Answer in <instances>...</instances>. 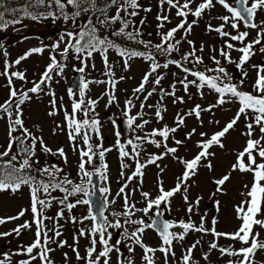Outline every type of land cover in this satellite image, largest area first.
Wrapping results in <instances>:
<instances>
[{
	"label": "snow or ice",
	"instance_id": "obj_1",
	"mask_svg": "<svg viewBox=\"0 0 264 264\" xmlns=\"http://www.w3.org/2000/svg\"><path fill=\"white\" fill-rule=\"evenodd\" d=\"M216 5L225 9L227 14L216 18L221 21L218 26L214 27L209 23L206 26L207 31L215 32L219 37L227 39L220 49H211L213 54L210 55V60L214 67L205 66L203 71L196 70L197 65L204 64L203 57L197 55V51L201 53L204 51V45L201 44L197 49L194 42L187 39V36L191 34L193 25L204 17L206 11L214 9ZM158 8L161 10L156 16L158 29H164L166 24L171 23L167 13L173 10L176 17L180 19L175 27L163 32L158 31L160 42L152 44L151 41L139 39L142 33L133 19L139 15L141 9L139 0H27L21 8H6L3 0H0V9H3L0 10V31H6L9 27H12L13 31H18L16 25L27 27L23 25L24 19H30L36 23L51 21L53 24L59 21L64 26L58 39L53 43L30 48L14 61L7 60L9 55L7 50H3L2 53L5 59L0 76L6 79L8 98L0 103V120L7 122V143L0 145L2 149L0 150V192L15 195L26 186L29 190L30 204L29 208L21 209L16 215L0 217V225L19 220L29 210L31 221H25L8 232H0V238L13 234L18 237L24 230L34 229V239L28 245H21L14 253L0 254V264H12L13 255L27 257L17 261V264H33L37 260L39 264H55L51 253L56 251V248L65 246L71 248L80 264H113V253L115 264H136L137 247L142 250V264H157V252L161 253L163 264H170V261L174 264H200L194 259L193 253L198 246L203 247L202 240L206 235L212 237L207 242L208 250L202 252L201 256L206 264L213 252H217L221 259L228 257L226 264H257V253L264 251V239L260 238L261 232L256 231L257 227L264 230V218H261L264 217V64L251 65L255 72L251 91H244L242 87L249 76L246 65L257 51L264 54V20L256 22L258 13H264V0H233L232 3H229V0H200L199 3L197 0H159ZM111 9H114L112 15L109 14ZM143 10L150 12L151 8ZM189 16L193 17L191 22L188 20ZM144 22L141 19L140 25ZM242 26L248 30H256L255 36L249 39L250 31H241ZM226 28L234 30L235 34L227 31ZM181 31L183 32L181 39H176V35ZM110 36L143 45L145 50L121 47ZM182 41L186 42L191 50L182 54L180 59L168 58L174 52H179ZM233 42H238L240 46L237 47ZM257 46H259L258 49ZM3 48V44L0 43V49ZM153 48L155 53L152 51ZM46 50L49 52V62L38 81H32V86L26 90L16 88L14 81L28 83L27 76L24 71L11 69L19 66L33 54L43 55ZM109 50H114L123 58L122 71L129 70L130 61L133 58H142L149 62L148 71L145 72L139 86L133 89V97L136 100H141V96L146 92L140 102L139 111L135 115L131 114L132 109L136 107L132 98L125 100L122 109L129 132H143L145 125L150 123L149 120L144 119L146 113L143 110L146 106L154 109L153 115L158 123L164 119L163 112L166 108L162 103L146 105L147 100L156 92L155 86L161 85V81L165 78L164 74L159 72L160 69L167 70L174 65L180 73H183L170 85L171 91L161 88L160 101H163L164 96H170L173 97L174 104L185 102L184 97L176 95L177 83L183 87L186 94H189V98H191L190 87H195L201 97L204 89L218 94L216 103L207 108L197 104L185 114L178 112L174 127L164 125L161 128H153L144 135L130 136L126 141L121 139L123 132L117 124V119L109 117L116 136L115 147L120 158V176L126 180L116 192L115 197L111 199H109L111 189L108 184V165L105 163V155L112 149L103 146L101 131L103 124L96 112V106L103 96H107L106 108L116 102L114 89L118 81L113 79L115 73L112 65L109 64ZM233 51L240 54L235 60L231 55ZM217 52L219 58L215 54ZM94 54L101 56L104 64L103 74L109 79L86 80L81 76L76 82L78 98L72 100L71 112L65 110L64 123L57 124L56 128L52 129L54 135L57 129L66 132L72 151L78 156L76 177L70 178L63 168L55 164L36 167L40 163L36 159L37 146L45 155L62 158L65 164L68 163V158L63 147L53 151L47 146L42 136L34 134L25 126L22 106L32 99L30 94L45 93L52 97L51 110L47 115L56 116L58 108L62 105H57L55 93L51 91L53 75H63L70 56L80 64L79 67L73 65V70L81 74L85 73L89 67L88 61L94 57ZM157 54L165 57L163 63L159 62ZM189 64L193 67H188ZM225 64L234 65L239 70L238 83L233 82L232 73ZM91 66L95 68L94 64ZM177 75L178 73H173V76ZM189 76L193 79L189 80ZM150 78L153 79L150 80ZM119 79L123 80L125 77L121 76ZM93 83H107L113 91H105L97 99H86L89 85ZM149 83L154 85L150 91L145 87ZM46 88L47 92H45ZM68 95L76 97L77 93L73 88H69ZM226 103L238 104L235 115L210 136L206 132H199L201 139L195 142L194 147L197 152L191 159L176 155L178 147H169L170 138L175 145L180 146L185 143V140H191L197 134L196 129L193 128L186 134L184 140L174 138L173 134L185 125L186 117L194 116L202 125V112H212L217 106H223ZM81 115L83 118H79ZM242 117L246 129L241 133L246 138L244 146L236 153L235 161L231 164L229 171L213 181L215 190L210 194V199L214 201L216 212L220 211V201L215 197L227 194L224 186L231 179V173L248 174L251 176V183L244 185L245 191L241 192L243 199L234 206L236 219L240 222L239 226L233 232H223L218 231V219L215 216L210 226H206V214L200 216L198 224L192 220L203 197L197 196L194 200H189V190L192 187L190 181L194 183V178L201 167L207 168L209 172L214 170L211 158L215 157L216 153L211 149L225 148L223 139L235 129ZM138 120L139 123H137ZM209 123L219 124V121H209ZM36 127L38 131L42 130L38 125ZM93 136L97 141L95 144L92 142ZM145 144L157 149L162 147L164 151L159 154L151 153L145 161L141 162L140 157ZM97 155L101 166L90 169L88 166L94 163ZM168 156L181 164L183 169L177 177L175 186L165 189L163 180L160 179L164 168L157 162ZM128 161L134 162V170L131 175L125 177L124 170L132 167ZM148 165L159 168L157 193L153 197L150 192L141 190L140 202L144 206L137 207L136 202L131 199L137 188H132L130 191L126 189L129 187V182L134 180H138L137 187L142 188L144 169ZM94 176L99 177L101 181L99 185L94 183ZM54 192L63 195L58 198L53 195ZM97 193L99 198L93 200ZM178 194L187 205L185 213L188 219L164 220L165 212L171 213L172 200ZM116 198L122 200L121 210H113L106 215L109 206L116 203ZM53 203L58 205V211L55 216H48L46 213L52 208ZM78 205L87 206L88 214L79 219L72 215L65 216L66 211L70 214ZM94 207L95 212H93ZM138 213L139 216H137ZM63 219H69L73 224L90 222L77 230L78 235H74L73 245H68L67 241L59 239L62 236L60 229L63 227L59 221ZM47 221L52 222L51 227L48 226ZM148 230L157 233L161 241L159 247L153 248L144 243V235ZM190 233H199L200 238L182 251L181 256L177 258L175 243L183 242ZM80 237L88 239V246L83 255L76 246ZM221 239L238 242L241 247L236 248L234 244L223 246L219 243ZM52 245H56V248ZM63 255L67 261L68 254Z\"/></svg>",
	"mask_w": 264,
	"mask_h": 264
},
{
	"label": "rangeland",
	"instance_id": "obj_2",
	"mask_svg": "<svg viewBox=\"0 0 264 264\" xmlns=\"http://www.w3.org/2000/svg\"><path fill=\"white\" fill-rule=\"evenodd\" d=\"M200 0H197L199 3ZM159 0H139V4L141 5V9L139 10V15L134 17V21L137 27L140 28L142 35L139 37L145 41H151L152 44H156L160 42V36L157 35L158 31H166L172 27H175L179 22L178 17L175 15V11L173 10L171 13H167L170 16L171 23L166 24L164 29H158L156 20V16L160 14V9L158 10ZM165 9L167 6H164ZM144 8H151L150 12H145ZM216 5V7L212 10H207L204 17L201 18L197 24L193 25V30L190 35L187 36V39L192 40L195 44V47L199 49L200 45H204V51L201 53L197 51V55L203 57L205 64L203 66L211 67L213 64L210 60V55L213 53L211 49H220L221 42L218 41V34L215 32L207 31V25L211 23L214 27L218 26L221 21L216 19L221 15L227 14ZM110 15L114 14V10L109 13ZM143 19L145 22L143 25H140V20ZM193 17L189 16L188 20L191 22ZM23 25H27V27H23L22 25H16L15 27L19 29L18 31H13L12 27H9L6 31H0V43L3 44L4 48L0 49V71L3 70L4 64V56L3 50H7L9 53L7 60L14 61L20 55H23L27 50L33 47H41L42 45H50L55 40L58 39L59 33L62 31H52L53 29H47L44 25L41 24H33V22H24ZM115 27V26H114ZM227 31H232L235 34L234 30L226 28ZM151 34V35H149ZM183 32L181 31L176 35V39H181ZM255 36V33L250 32L249 39H252ZM27 37V39H25ZM63 47V45H62ZM190 46L183 42L180 45L179 52H174L173 55L181 58L182 54L189 52ZM155 53V49H152ZM218 56V52L215 53ZM109 55V64L112 65L115 76L113 79L117 80L118 83L115 86L114 92L116 96V102L111 106L106 108L105 104L107 103V96H103V99L99 100V103L96 106V112L99 114L98 118L102 121V136H103V146L105 148H111L112 151L108 153L105 157V163L108 165V176H109V187L111 189V195L109 199L115 197L116 192H118L119 188L115 187L116 183L122 182V177L120 176L121 168H120V158L118 154V150L115 147L116 136L114 134L113 126L109 120V117H113L117 119V124L119 126V122L122 120H126V118L122 114V109L124 108V102L126 99L132 98L133 103L136 105L132 109L131 114L135 115L139 111V105L141 100L143 99V95H146V92L141 96V100H136L133 97V89L139 86L140 81L142 80L146 71L149 68V62L144 61L142 58H133L130 61L131 67L127 71H122L121 65L123 62V58L119 57L118 54L114 52L108 53ZM263 57V55H262ZM60 59L59 56H57ZM165 59V57H163ZM219 58V56H218ZM163 59V60H164ZM159 62L161 60L158 58ZM49 62V52L46 50L43 55L33 54L27 60L22 61L19 66L11 70H20L24 71L28 83H23L19 80H15V87L21 90H26L32 86V81H38L41 73L44 71L46 65ZM89 67L86 69L85 73L81 74L86 80H108V77L104 76V64L101 62L99 56L94 54V57L88 61ZM223 63V61H222ZM94 64L95 68L91 65ZM67 67L64 69V73L62 76L53 75V81L51 82V91L55 93V98L57 100V105L62 107L58 108V114L54 117H50L47 113L51 110L50 100L52 97L45 93H41L39 95L30 94L32 99L27 101L23 106V119L25 121V126L28 127L34 134L38 136H42L45 143L49 148L53 151L56 149L63 147L68 158V163L65 164L62 158L58 156L45 155L40 151L39 146H37V156L36 159L40 161V165H57L64 169V172L69 175L70 178L76 177V169L78 163V156L76 153L72 151L71 144L68 140L66 132H61L60 129L56 130V134L54 135L52 129L56 128L57 124L64 123L63 113L65 110L71 112V103L74 98H78V94L76 97H69L68 89L69 82L72 80L74 71L73 65L79 67L80 64L78 61L69 57L67 61ZM198 68H202L201 65H197ZM162 72V71H161ZM173 73H178L177 76H173ZM249 76L246 79V86H251L254 78L255 72L251 69L248 71ZM165 78L161 81V85L155 86L156 92L150 97L146 105H155L158 102L162 103L163 107L166 108V111L163 112L164 119L159 123L156 121L153 112V108L145 107L144 108V119L150 121L148 125H145L143 132L130 133L128 137L124 134L122 137V141H126L130 136L133 135H144L145 132H150L153 128H161L164 125H168L169 127L175 126V118L177 113L185 114L189 112L195 105L199 104L202 108H207L209 105H213L216 103L217 96H215V92L204 89L203 96L199 94L195 87L189 88V93L191 94V98H189V94H186L183 90V87L177 83L176 84V95L184 97V103H176L174 104L173 97L164 96L163 101H160L161 96V88L165 91H171L170 85L174 83L178 77L182 76L179 74L178 70L172 68V66L167 69V71L162 72ZM125 77V79L120 80L119 77ZM153 78H150L152 80ZM191 79H193L191 77ZM59 81V83H57ZM7 82L3 76H0V103L8 98V88L6 86ZM147 90H151L154 85L152 83L147 84ZM48 89H45L47 92ZM105 91H113L111 86L107 83L104 84H90L89 89L86 92V99H97L101 97ZM63 98V99H61ZM238 109L237 103H226L223 106H217L213 109L212 112H202L201 119L203 124L201 125L200 121H198L194 116H187L186 122L183 127L178 129V131L173 134L175 139L184 140L186 134L191 131L193 128L196 129L197 134L192 137L191 140H185L183 145L177 146L174 144V141L170 138L169 147H178V153L176 155L183 157L185 159H191L197 152V149L194 147V144L197 140H200L199 132H206L209 136L215 131L220 130L236 113ZM79 118H83L82 115ZM209 121H219V124L209 123ZM140 121L138 120L137 123ZM6 120H0V145H6ZM39 126L41 131L37 130L36 126ZM245 121L243 117L238 122L237 126L234 130H231L230 133L223 139V143L225 144V148L221 149L219 147H214L211 149L216 153L215 157L211 158V162L214 166V170L209 172L207 168L201 167L199 169L198 175L194 178V183H192V187L189 190V200H194L197 196H202L198 210L196 214L192 216V220L197 224L199 223L200 216L206 214V226H210L208 222L212 220L215 216L218 219V224L220 229L222 230H234L236 226H238L239 221L236 219L234 206L237 205L243 197L241 196V192L245 191L244 185L251 183V176L248 174H241L239 172L231 173V179L226 183L225 191L226 195H217L215 199L220 201V211L216 212L215 209H207L206 203L212 205L214 201L210 199V194L215 190V185L213 181L215 179H219L222 175L226 174L231 164L235 161L236 153L239 150H242L246 138L241 135L246 129L244 127ZM109 138L110 143H106L104 138ZM159 139V137H157ZM207 139V137H205ZM94 144L97 142L95 136H93ZM144 151L140 157L141 162L145 161L149 154L156 153L159 154L164 151L161 147L159 149L155 148L152 145L145 144ZM2 150V149H0ZM7 159V158H5ZM53 159V161L51 160ZM132 167L125 169V177L127 175H131L134 170V162L128 161ZM161 167L164 168V172L160 174V179L163 180L165 189H170L175 186L177 182V177L181 174L183 166L179 164L175 159L171 156L165 157L163 160L157 162ZM90 168V166H88ZM159 174V168L155 165H148L144 169L143 176V191H148L154 197L157 193V178ZM101 183V182H100ZM139 184L138 180H134L129 182V187L126 191H130L132 188H137L134 195H132V201L136 202L137 207H143L144 204L141 203V196L138 192L137 185ZM54 194V193H53ZM122 203V200L116 198V203L113 208L109 207L112 211H119V207ZM30 197L29 190L25 186L21 189V191L17 192L15 195L10 194L9 192H0V217H7L16 215L21 209L29 208ZM187 205L184 204L181 196L178 194L172 200V211L168 213L175 220L179 219H188V216L185 213ZM118 209V210H117ZM58 211V205L53 204L52 208L49 209L46 215L52 214L55 216ZM72 211H75L74 215L79 219L82 216H85L84 206H77ZM109 213L106 212V215ZM69 214L67 211L65 212V216L68 217ZM111 219V217L109 216ZM264 218V217H261ZM146 220V218H145ZM25 221H31V212L30 210L25 213L23 217L19 220L10 221L4 225H0V232H8L18 226L19 224H23ZM49 227L52 226L51 221L46 222ZM59 223L63 225L60 229L62 232V236L59 238L60 240L67 241L68 245L74 244V235H78L77 230L85 227L90 223L89 221H84L83 224H73L69 219L60 220ZM256 231L261 232V239H264V230L256 228ZM144 243H149V240L152 238L148 236V233L144 235ZM200 237L196 234L190 236V238ZM158 238V237H157ZM34 239V229L24 230L20 236H16L13 234L12 236L0 238V254L9 252L14 253L17 251L21 245H28ZM203 239H210L209 235L203 237ZM115 240V239H114ZM155 240V239H154ZM155 244V245H154ZM153 248H157L158 242H154ZM80 251V254L83 255L85 252V248L88 246L87 237H80L79 243L76 245ZM53 248H56V245H52ZM207 249V246H204V250ZM64 253L68 254L67 261L64 259ZM260 251L256 255V262L263 263L262 260H258L257 256ZM142 250L137 247L135 254L136 264H142L141 261ZM157 264H163L162 255L157 252ZM22 258L20 256H12V264H17ZM51 258L55 262V264H80L79 261L76 260L75 255L73 254L70 247L65 246L64 248H56V251L51 253ZM179 258V257H177ZM199 259V262L202 264H206L202 258ZM214 260L210 257L208 263H212ZM33 264H39V261H34ZM113 264H115V254L113 253ZM170 264H173L170 261ZM215 264H223L222 262H216Z\"/></svg>",
	"mask_w": 264,
	"mask_h": 264
},
{
	"label": "flooded vegetation",
	"instance_id": "obj_3",
	"mask_svg": "<svg viewBox=\"0 0 264 264\" xmlns=\"http://www.w3.org/2000/svg\"><path fill=\"white\" fill-rule=\"evenodd\" d=\"M233 2V0H229V3H232ZM219 7L225 12L226 10L225 9H223L220 5H219ZM223 12V13H224ZM261 20H264V13H258V15H257V18H256V22L257 23H259ZM244 30H248V29H245V28H243V26L241 27V31H244ZM248 31H250V32H253V33H255L256 34V30H248ZM227 38H221V37H219L218 38V41L219 42H221V46H223L224 45V42H225V40H226ZM233 43H235L236 45H237V47H239L240 45H239V43L238 42H233ZM259 48V46H257V49ZM231 55H232V58L235 60V59H237L238 58V56L240 55L238 52H235V51H233L232 53H231ZM262 55H263V57H262ZM252 64H264V54H262V53H260L259 51H257L256 52V54L252 57V59L250 60V62H249V64L248 65H246V69H247V71H249V70H251L252 68H251V65ZM189 67H193L191 64H189L188 65ZM225 67H227L228 68V70L232 73V76H233V82H237L238 83V80H239V76H240V72H239V70H237L235 67H234V65H228V64H225ZM196 68L197 69H201V68H198V66H196ZM242 90H244V91H251V86H246V81H245V84L243 85V87H242ZM218 94H216L215 93V96H217ZM131 133V132H130ZM130 133L129 134H124L126 137H128L129 135H130ZM122 139H124L123 137H122ZM104 141H106V143H110V139L109 138H104ZM108 153H110V152H108ZM108 153H106V155L108 154ZM106 155H105V157H106ZM52 160V159H51ZM53 161V160H52ZM41 164V163H40ZM98 180H99V177H98ZM100 181V180H99ZM101 182V181H100ZM100 182H99V184H100ZM126 182V180L123 178L122 179V182H121V186L124 184ZM120 187V186H119ZM118 187V188H119ZM141 190H143V188H140V187H138V192L140 193V191ZM54 196H57L58 198L60 197V196H62L63 194H61V193H58V192H54V194H53ZM54 204V203H53ZM121 205H122V203H121ZM79 206V205H78ZM209 206H210V204H208V203H206V207H207V209H209ZM51 209V208H50ZM121 210V206L119 207V211ZM84 211H85V215H87L88 214V212H87V206H84ZM108 213H110L111 211H107ZM71 214H72V216H74L75 214H76V212L75 211H72L71 212ZM140 214L138 213L137 214V216H139ZM150 215H151V213H150ZM49 216H52V214H50ZM170 216V215H169ZM146 218V221H148V218L147 217H145ZM166 220H175L172 216H170L169 218L168 217H166ZM211 222V221H210ZM210 222H208L209 224H210ZM240 223V222H239ZM238 223V224H239ZM88 224H90V223H88ZM239 226V225H238ZM238 226H236V228L238 227ZM236 228L233 230H222V229H220V226H219V224H217V229H218V231H223V232H233V231H235L236 230ZM176 231H178V229L176 230ZM148 233V236H151L152 238L149 240V243H146L147 245H149V246H151V247H153L155 244H154V242L155 241H157L158 242V244H157V246L159 247V245H160V243H161V241H160V239H159V237H158V235L156 234V232L155 231H153V230H148V231H146V233L145 234H147ZM193 234H196V235H198V236H200V234L199 233H190L187 237H186V239L183 241V242H180V243H175V252H176V257H180L181 256V253H182V251H184L188 246H190L196 239H198V238H200V237H196V238H190V236H192ZM158 237V238H157ZM116 238V237H115ZM145 238V237H144ZM155 239V240H154ZM212 239V237L210 236V239H203L202 240V245H203V247L201 248V247H199L198 246V248L194 251V253H193V256H194V259L195 260H197V261H199V259H197V258H201V256H202V252H204V251H207L208 249H206V250H204V246L206 245L207 246V242L208 241H210ZM219 243L221 244V245H223V246H228L229 244H234V246L236 247V248H239V247H241V245L238 243V242H233V241H230V240H225V239H221L220 241H219ZM154 244V245H153ZM161 254V253H160ZM210 257L214 260L211 264H215V260H216V262H222L223 264H226V262H227V260L229 259L228 257H224L223 259H221L220 258V256H219V254L217 253V252H213L211 255H210ZM257 259L258 260H262L263 261V263H261V262H258L257 264H264V251H260V253L258 254V256H257ZM173 264H174V262H173ZM200 264H202V263H200ZM207 264H210V263H208L207 262Z\"/></svg>",
	"mask_w": 264,
	"mask_h": 264
},
{
	"label": "trees",
	"instance_id": "obj_4",
	"mask_svg": "<svg viewBox=\"0 0 264 264\" xmlns=\"http://www.w3.org/2000/svg\"><path fill=\"white\" fill-rule=\"evenodd\" d=\"M26 2H27V0H3V3H4L6 8H21L24 6V4ZM0 10H3V9H0ZM113 10L114 9L109 10V13L112 12ZM6 18H11V17H6ZM28 21L33 22V24H36V22H34L30 19H24L23 24H24V22H28ZM37 24L44 25V27L47 29H53L52 31H61V30H63V27H64L61 24V22H59V21H57L56 24H53L51 21H45L43 23H37ZM19 26H21V25H19ZM129 30H131V29H129ZM110 38L113 39L116 43H118L121 47L136 49V50H140V51L145 50L143 45H138L132 41H128L126 39L119 38V37H111L110 36ZM109 52L116 53L114 50H109ZM97 55L102 60L101 56L99 54H97Z\"/></svg>",
	"mask_w": 264,
	"mask_h": 264
},
{
	"label": "water",
	"instance_id": "obj_5",
	"mask_svg": "<svg viewBox=\"0 0 264 264\" xmlns=\"http://www.w3.org/2000/svg\"><path fill=\"white\" fill-rule=\"evenodd\" d=\"M81 78V74L79 72H76L72 78V80L69 82V87L73 88L75 91L78 92V88L76 86V82L79 81V79ZM91 168H99V158L98 155L97 157L94 158V163L92 164ZM94 183L97 184V178L96 176L93 177ZM99 198V195L97 193L96 197H93V200H96ZM212 208H215L214 206H212ZM93 211L95 212V207L93 208Z\"/></svg>",
	"mask_w": 264,
	"mask_h": 264
}]
</instances>
